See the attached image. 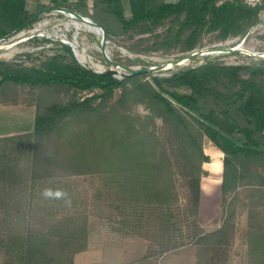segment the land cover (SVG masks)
<instances>
[{"label": "trees", "instance_id": "16d2710c", "mask_svg": "<svg viewBox=\"0 0 264 264\" xmlns=\"http://www.w3.org/2000/svg\"><path fill=\"white\" fill-rule=\"evenodd\" d=\"M50 1L100 22L108 40L130 32L147 35L140 41L152 42L144 52H168L179 47L180 51L190 53L211 33L221 41L244 37L264 9V5L248 6L243 0H93V11L89 13L87 0ZM125 3L129 16L125 14ZM44 7L47 6L40 4L37 9ZM101 13L112 15L117 22H107ZM32 14L26 8V0H0V38ZM162 27L163 32H157ZM41 40L53 42L59 48L32 66L15 67L0 60V87L6 82L64 85L74 94H91L38 107L32 132L0 136L3 221L18 224L39 213L53 216L47 233L19 230L0 237V249L14 263L50 264L66 260L73 264V257L67 255L63 245L70 238L85 235V224L78 223L79 217L59 214L67 196L50 185L57 176L56 166L64 160L47 154L48 144L57 134L63 135L60 143L65 145L71 129L83 125L85 138L92 145L84 144L75 150L68 156L70 161L79 158L81 163L108 166L113 164V152L119 150L128 162L144 167L142 173L134 171L132 176L127 175L139 185L137 188L134 184L131 190H139V194L145 191L150 197L162 196V203L168 206L177 200L175 196L173 199L172 167L179 163L187 180V213L191 216L198 213L202 164L209 159L203 149L205 137L224 153L223 196L238 189L251 163L256 164L255 171L259 167L264 169V57L246 55V61L227 63L219 56L208 55L200 63L168 70L165 76H160L164 72L161 70L156 74L119 77L112 70L97 72L83 66L69 44L47 37ZM129 50L139 51L135 46ZM117 89L121 90V97L112 102ZM130 97L144 104L148 114L134 115L115 109ZM155 119L168 128L169 146L158 135ZM101 126L104 132L98 135ZM126 134L132 138L128 139ZM101 142L103 147L99 150ZM110 171L105 170L108 174ZM255 175L260 176L257 171ZM193 225L197 227V236L207 234L196 219Z\"/></svg>", "mask_w": 264, "mask_h": 264}, {"label": "rangeland", "instance_id": "374dc122", "mask_svg": "<svg viewBox=\"0 0 264 264\" xmlns=\"http://www.w3.org/2000/svg\"><path fill=\"white\" fill-rule=\"evenodd\" d=\"M45 5L52 6L48 0ZM87 8L89 13L93 11V0H88ZM125 14L130 15L127 3ZM100 16L107 22H117L115 17L108 13H101ZM73 20L74 18L56 11L41 15L29 28L0 39V60L15 67L32 66L59 48L53 42H43L41 37L61 42L69 40L75 44L76 58L82 65L99 72L112 70L121 77V71H115L120 69L109 64L100 51V33L84 25L78 27ZM164 28H159L157 32H163ZM144 36L147 35L134 32L113 35L107 41V52L112 59L125 65L141 67L183 58L197 50L205 51L163 69L164 72H160V76L167 75L168 70L200 63L208 55L219 56L227 63L246 61V55H250L244 51L236 52L238 54L207 52L213 48L237 46L245 36L221 41L216 39L215 33H211L204 36L201 44L190 53L180 51L179 47L168 52H144L142 50L152 42L140 41ZM130 46H135L139 51L129 50ZM242 48L250 53H264V21L248 36ZM89 94L91 93L87 91L74 94L64 85L29 86L6 82L0 87V136L32 132L38 107L43 108L53 102H66ZM120 97L121 90H115L112 102ZM115 109L134 115L148 114L144 104L138 103L133 97L117 104ZM155 121L158 135L162 142L169 146L171 137L168 128L160 119ZM83 128L82 125L71 129L68 143L65 145L60 143L63 135L57 134L50 140L47 149V154L58 155L60 160L64 159L63 164L55 165L57 176L50 181V185L56 187L60 195L67 196L59 214L79 217L78 223L83 222L86 228L85 235L82 233L80 237L70 238L68 243H64L67 255L74 258L76 253L92 245L96 249L103 248L100 253L105 259H116L119 264H264L262 167L256 169L260 177L255 175L256 164L251 163L238 189L223 196L221 182L224 153L205 137L203 149L209 159L202 164L204 173L200 181L198 213L191 216L187 213V180L183 177V166L179 163L172 167L173 199L175 196L177 200L168 206L162 203V196L150 197L145 191L139 194V190H131L136 184L127 175L132 176L134 171L142 173L144 167H136L128 162L126 155L119 150L113 152V164L108 166L106 163L95 165L90 161L81 163L79 158L70 161L68 156L75 150L85 146L84 144L92 145L85 138L87 136ZM99 129L98 135L104 132L102 126ZM77 131L80 132L79 135H75ZM126 135L128 139L132 138V135ZM99 147L101 150L103 142ZM105 170H111V173L108 174ZM138 186L136 185L137 188ZM52 218L53 216H42L39 213L32 218L27 217L25 222L13 224L4 222L0 214V237L6 238L8 234L19 230L47 233ZM193 219L197 220L206 235H196L197 227L193 225ZM96 253L98 254V251ZM9 259L10 257L0 249V264H17ZM50 264L68 262L55 261Z\"/></svg>", "mask_w": 264, "mask_h": 264}, {"label": "water", "instance_id": "95a60500", "mask_svg": "<svg viewBox=\"0 0 264 264\" xmlns=\"http://www.w3.org/2000/svg\"><path fill=\"white\" fill-rule=\"evenodd\" d=\"M61 12L64 13L74 19H76L77 21L83 22V23H87L88 25H91L93 27H97L100 30V51L104 57V59L111 64L114 67H117L120 70H115V71H121V75L122 74H131V75H136V74H151V73H155L158 71H161L163 69H166L168 67H170L171 65H176L181 63L184 59H190L198 54H203L205 51L202 50H197L194 51L190 54H188L187 56L183 57V58H177L168 62H162L160 64H155V65H146V66H128L125 65L115 59H112L106 49V45H107V31L105 29V27L98 21H96L95 19H93L90 16H84L80 13H78L75 10H72L70 8L64 7V6H47L44 7L40 10H37L36 12H34L30 18L24 22L21 26H19L18 28H16L15 30H13L12 32L8 33L7 35H5L4 37H2V39L13 36L15 34H18L20 31H22L27 25H29L30 23H32L34 20H36L37 18H39L41 15L46 14V13H50V12ZM264 21V16L260 17V19L250 28V30L248 31V33L245 35L244 40L242 41L241 44L237 45V46H233V47H223V48H213V49H209L207 52H218L219 54H227V53H236L239 51H244L252 56H256V57H264V53L263 54H255V53H250L248 50H245L242 48V44L244 43V41L248 38V36L254 31V29L260 25L262 22ZM1 39V38H0ZM74 55L76 56V53L73 51Z\"/></svg>", "mask_w": 264, "mask_h": 264}, {"label": "crops", "instance_id": "0c3cea01", "mask_svg": "<svg viewBox=\"0 0 264 264\" xmlns=\"http://www.w3.org/2000/svg\"><path fill=\"white\" fill-rule=\"evenodd\" d=\"M51 2L50 0H48ZM77 0H68L69 3H74ZM47 0H26V8L29 11H37L40 4L45 5ZM88 4V0H87ZM103 248H94V246L89 245L87 249L76 253L73 258V264H119L116 259H105L102 252ZM98 251V254L96 253ZM99 255V256H98Z\"/></svg>", "mask_w": 264, "mask_h": 264}, {"label": "built area", "instance_id": "2783aa9c", "mask_svg": "<svg viewBox=\"0 0 264 264\" xmlns=\"http://www.w3.org/2000/svg\"><path fill=\"white\" fill-rule=\"evenodd\" d=\"M243 1L248 6H253V7L257 6V5H264V0H243ZM261 14H263V16H264V9L262 10ZM62 42L66 43V44H69L72 47V50L74 52H77L76 51V46H75V44L73 42H71L69 40H62ZM83 66H85V65H83ZM85 67H87V66H85ZM97 72H99V71H97Z\"/></svg>", "mask_w": 264, "mask_h": 264}, {"label": "bare ground", "instance_id": "6f19581e", "mask_svg": "<svg viewBox=\"0 0 264 264\" xmlns=\"http://www.w3.org/2000/svg\"><path fill=\"white\" fill-rule=\"evenodd\" d=\"M73 21H75V24L80 27L82 25L87 26V28L91 29L92 31H96L97 33H100V30L97 27H93L91 25H88L87 23H83L80 21H77L76 19H74ZM83 59V58H82Z\"/></svg>", "mask_w": 264, "mask_h": 264}]
</instances>
